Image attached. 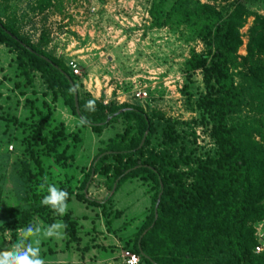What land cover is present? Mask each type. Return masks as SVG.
<instances>
[{
  "label": "trees",
  "instance_id": "1",
  "mask_svg": "<svg viewBox=\"0 0 264 264\" xmlns=\"http://www.w3.org/2000/svg\"><path fill=\"white\" fill-rule=\"evenodd\" d=\"M27 1L42 21L51 10L60 15L76 2ZM255 1L215 8L200 0H151L149 28L183 30L187 40L203 45L200 53L190 51L183 65L185 105L199 116L185 123L164 120L141 103H105L82 91L70 59L47 50L48 30L42 26L33 41V35L21 32L23 16L9 11L14 0H0V47L13 56L8 69L13 66L12 90L17 91V100L7 97L8 104L0 105V233L9 231L16 238L34 219L47 228L58 221L65 247L105 251L94 243L100 234L96 227L83 230L80 220L63 208L74 198L98 208L110 227L122 215L111 206L114 194L135 180L146 189L149 208L122 250L137 255L139 264H264V250L255 253V226L264 222V21L248 29L245 56L237 54L240 30L254 15L247 4ZM196 72L202 92L193 99L187 85ZM66 76L77 90L78 114ZM36 79L41 93L35 90ZM19 97L24 99L22 118L16 116ZM54 106L79 120L81 128L88 127L96 141V153L88 166L79 167L78 179L62 172L74 167L82 132L69 131L55 117ZM198 126L209 147L198 148ZM109 129L114 132L104 137ZM98 179L95 184L108 192L99 202L87 198ZM7 182L15 203L2 206ZM81 230L88 237L83 248Z\"/></svg>",
  "mask_w": 264,
  "mask_h": 264
},
{
  "label": "rangeland",
  "instance_id": "2",
  "mask_svg": "<svg viewBox=\"0 0 264 264\" xmlns=\"http://www.w3.org/2000/svg\"><path fill=\"white\" fill-rule=\"evenodd\" d=\"M262 1L263 3L258 0L253 5L247 4L254 15L246 19L240 30L242 46L237 53L240 57L246 54L248 29L254 23L264 21V0ZM200 2L221 8L245 0ZM150 4L151 0H76L68 4L60 15L51 10L45 21H42L43 16L33 15L29 11L27 0H14L8 7L9 11L15 10V14L23 16L21 32L33 35V41L38 39L42 26L48 30L51 41L47 50L65 61H75L82 91L105 103L110 100L128 105L141 103V106L146 107L145 111L159 113L164 120L174 119L185 123L192 119L198 121V113L187 110L185 96L182 94L186 78L183 65L189 58L190 51L200 53L203 45L199 41L187 40L183 30L173 33L169 29L149 28ZM12 58V55L0 47V105L3 107L8 104L7 97L17 100V91L12 90L13 66L10 65L11 70L8 69ZM3 76L9 77L11 82L6 81ZM187 87L193 99L202 92L200 72L191 76ZM139 88H145L148 94V98L140 102L133 98V93ZM42 89L36 79V92L41 93ZM23 101L19 97L17 118H22L24 113ZM54 109L55 117L69 131L80 129L82 132L83 142L77 161L74 167L62 172V176L66 173L67 176L78 179L79 167L88 166L89 159L96 153V141L88 127L81 128L79 120L58 106H54ZM112 132L114 130H107L104 137L111 136ZM195 132L198 148L209 147L208 138L201 127H195ZM54 172L56 174V170ZM59 175L60 179L63 178L61 172ZM100 180H95L90 185L87 192L89 200L99 202L108 195L102 186L95 184ZM3 190L5 197L2 206L13 205L15 201L12 198L11 184L7 182ZM145 190L135 180H128L118 188L111 206L113 210L121 211L122 215L120 219L112 220L110 227L103 224L98 208L80 203L74 198L63 208V211L70 212L80 220L83 230L89 232L88 229L93 225L96 227V232L100 234L94 243L105 251L89 247L88 251L81 253L75 251L74 245L67 248L61 222L57 221L53 227L47 228L39 219H34L29 228L17 232L16 238L9 231L0 233V264H122L120 253L123 243L126 239H132L149 208V195L145 194ZM122 226L124 227L121 228ZM255 236L258 241L256 248L263 251L264 222L255 226ZM79 237L82 238L83 248L88 237L83 238L82 230ZM256 248L255 253L258 254Z\"/></svg>",
  "mask_w": 264,
  "mask_h": 264
},
{
  "label": "built area",
  "instance_id": "3",
  "mask_svg": "<svg viewBox=\"0 0 264 264\" xmlns=\"http://www.w3.org/2000/svg\"><path fill=\"white\" fill-rule=\"evenodd\" d=\"M68 66L70 67L74 75H79V70L74 60H70L68 62ZM133 98L138 101L146 100L148 98V94L145 91V88L136 89L135 93H133ZM260 251H262L260 248H256L257 253H259ZM120 258L122 260V264H139L138 256L126 250H121Z\"/></svg>",
  "mask_w": 264,
  "mask_h": 264
},
{
  "label": "water",
  "instance_id": "4",
  "mask_svg": "<svg viewBox=\"0 0 264 264\" xmlns=\"http://www.w3.org/2000/svg\"><path fill=\"white\" fill-rule=\"evenodd\" d=\"M48 61V60H47ZM66 78L69 80V77L68 76H66ZM70 81V80H69ZM70 84H71V87H72V89H73V97H74V104H75V109H76V112H77V114H78V103H77V90H76V88H75V86L72 84V82L70 81L69 82ZM121 112V111H120ZM119 113V112H118ZM117 113V114H118ZM116 114V115H117ZM109 120V119H108ZM107 120V121H108ZM143 142V141H142ZM141 145H142V143H141ZM140 145V146H141ZM115 185H116V183L114 184V186H113V191H114V189H115ZM158 199H159V197H158ZM156 208H157V204H156V207H155V210H156Z\"/></svg>",
  "mask_w": 264,
  "mask_h": 264
}]
</instances>
